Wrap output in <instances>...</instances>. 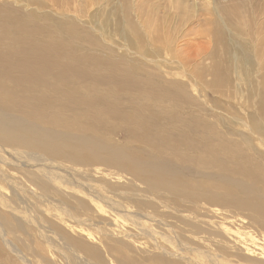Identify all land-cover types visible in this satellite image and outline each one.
Returning a JSON list of instances; mask_svg holds the SVG:
<instances>
[{
    "label": "rangeland",
    "instance_id": "rangeland-1",
    "mask_svg": "<svg viewBox=\"0 0 264 264\" xmlns=\"http://www.w3.org/2000/svg\"><path fill=\"white\" fill-rule=\"evenodd\" d=\"M34 1L38 7L24 4L22 10L30 12L31 8L41 18L40 24L51 25L53 21H66L69 17L75 25L78 23L77 29L88 34L84 41H75L77 52H93L107 56L108 61L113 58V63L119 66L139 67L143 73L157 77L154 79L163 86L181 85L187 96L186 102L183 101L186 111L214 124L227 140L239 143L243 153L254 162L253 168L259 176L257 191L248 195L240 193V197L247 200L258 196L264 200V136L251 135L248 128L238 122V119H246L238 104L229 103L226 96L216 98L217 95L202 86L213 78L210 71L215 58L222 65L218 70L221 74L227 69L229 75L233 74L232 68H237L240 76L242 72H250L255 68L251 52H207L209 45L200 33L201 20H192L184 37L174 38L169 35L171 31H162L165 15L161 9L155 12L150 9L153 3L159 5L162 0H137V6L135 0H58L59 6ZM1 2L14 3L13 0ZM61 2L68 3L69 8L63 11ZM232 2L238 7L241 3L240 0ZM248 5L250 2L246 7ZM79 8L82 12L76 18L61 15L69 9L78 13ZM153 13L155 17L151 18ZM94 17L106 25L105 33L97 28ZM122 30L138 34L143 45L155 43L158 48L170 37L172 48L168 52L142 56L118 36ZM130 35L134 34L129 33L128 37ZM253 54L262 59L260 73L264 78V52ZM233 80L230 77V81ZM15 110L9 107L0 111V121L10 130L25 126ZM121 132V129L118 134L117 130L106 132V148L135 150L136 142L125 141ZM57 133L53 138L63 146L80 136L87 139V134ZM245 136L250 138V143L248 139L245 142ZM28 153L22 146L0 142V264H126L124 258L132 264H171L169 261L264 264V216L257 218L247 207L229 201L209 202L205 198L198 202L183 198L177 201L164 187L150 191L149 183L134 177L126 166L103 160L77 164L66 157L51 161L37 150ZM183 171L192 173L187 169ZM200 175L230 181L211 170ZM216 191L222 193V190ZM112 218L119 219L120 226H115ZM76 243L92 247L96 255ZM120 247L122 253L116 251Z\"/></svg>",
    "mask_w": 264,
    "mask_h": 264
},
{
    "label": "bare ground",
    "instance_id": "bare-ground-1",
    "mask_svg": "<svg viewBox=\"0 0 264 264\" xmlns=\"http://www.w3.org/2000/svg\"><path fill=\"white\" fill-rule=\"evenodd\" d=\"M13 1L11 4L0 3V111L16 108L25 126L10 130L0 121L1 143L22 146L28 154L37 150L51 161L66 157L77 164L103 160L126 166L134 177L149 183L150 191L164 187L177 201H182L181 198L192 202L202 198L209 202L229 201L249 208L257 218L264 216L262 198L255 196L244 200L240 197V193L248 195L257 191L259 176L253 168L254 162L243 153L239 143L227 140L214 124L186 111L187 105L183 103L187 96L181 85L168 83L163 86L154 79L157 77L143 73L139 67L119 66L113 63V58L108 61L107 56L93 52H77L75 41H84L88 34L77 29L78 23L75 25L73 19L67 16L66 21L40 24L41 18L31 8L30 12L22 10L24 4L38 7L36 1ZM162 1L159 5L149 2L152 4L150 9L152 12L162 10L165 21L161 20L160 28L168 33L171 31L169 35L174 38L184 37L192 20H201L200 33L209 45L207 52L252 53L251 62L255 68L250 72H242L240 76L237 68H232L233 74L229 75L224 65L227 70L221 74L218 70L222 65L215 58L210 71L212 80L206 84L201 82L208 92L217 95L216 98L226 96L229 103L232 101L242 108L246 119H238V122L246 126L251 135L264 136V78L260 73L263 64L262 59L253 54L264 52V0H240L239 7L232 2L234 0ZM38 2L59 6L58 0ZM248 2L250 5L246 7ZM60 7L64 11L69 4L62 3ZM76 10L79 12L69 9L61 15L76 18L82 12L81 8ZM154 17L155 13L151 15ZM94 22L105 33L106 25L95 17ZM156 28L159 30V25ZM129 33L134 35L128 37ZM118 34L135 52L145 57L172 48L170 37L162 48H158L155 43L143 45L140 36L131 31L122 30ZM232 57L237 58L236 54ZM230 77L234 79L232 82ZM214 103L217 100L214 99ZM119 129L125 141L136 142L135 150L106 148V132L117 130L118 134ZM57 132L87 134V139L80 136L69 145H58L57 139L53 138ZM245 139L250 143L248 136ZM181 169L192 173L187 174ZM207 170L230 181L206 179L200 175ZM117 218L112 219L118 227L120 220ZM76 245L96 255L92 247L84 246V243ZM121 250L122 247L116 251L122 253ZM124 261L132 264L125 258ZM169 263L177 264L175 261Z\"/></svg>",
    "mask_w": 264,
    "mask_h": 264
}]
</instances>
